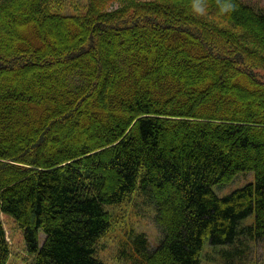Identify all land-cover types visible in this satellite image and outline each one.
Masks as SVG:
<instances>
[{"label": "trees", "instance_id": "1", "mask_svg": "<svg viewBox=\"0 0 264 264\" xmlns=\"http://www.w3.org/2000/svg\"><path fill=\"white\" fill-rule=\"evenodd\" d=\"M243 171L254 181L213 191ZM132 194L154 205L161 238L132 233L131 264H200L206 240L246 264L264 239V11L0 0V216L33 264H105V206ZM8 256L0 218V264Z\"/></svg>", "mask_w": 264, "mask_h": 264}, {"label": "rangeland", "instance_id": "2", "mask_svg": "<svg viewBox=\"0 0 264 264\" xmlns=\"http://www.w3.org/2000/svg\"><path fill=\"white\" fill-rule=\"evenodd\" d=\"M86 1L62 0L64 12L66 14L75 13L82 8ZM242 1L258 11H264V0ZM253 181V173L243 171L239 172L230 182L213 185L212 189L217 195L224 196ZM105 208L109 210L110 226L96 244V256L103 263L131 264L130 260L123 255L127 256L128 254V251H124V249L128 247L127 240L132 233L142 232L147 237L151 247L157 245L161 238V232L155 223L154 205H144L137 199L135 194H132L122 202L106 205ZM253 217L254 213H251L243 220L244 223L252 222ZM0 218L9 248V256L5 264H33L34 256L26 251L22 229L10 216L2 213ZM230 248L229 246L213 247L206 240L200 252V264H245L243 260L240 262L238 258H233L228 262L225 260L221 251ZM243 258L246 264H264V239L250 243Z\"/></svg>", "mask_w": 264, "mask_h": 264}]
</instances>
